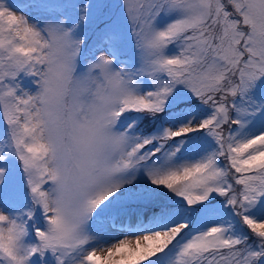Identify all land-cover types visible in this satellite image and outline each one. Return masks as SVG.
<instances>
[{"label": "snow or ice", "instance_id": "1", "mask_svg": "<svg viewBox=\"0 0 264 264\" xmlns=\"http://www.w3.org/2000/svg\"><path fill=\"white\" fill-rule=\"evenodd\" d=\"M0 264H264V0H0Z\"/></svg>", "mask_w": 264, "mask_h": 264}]
</instances>
